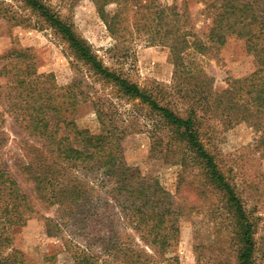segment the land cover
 <instances>
[{"label":"trees","instance_id":"16d2710c","mask_svg":"<svg viewBox=\"0 0 264 264\" xmlns=\"http://www.w3.org/2000/svg\"><path fill=\"white\" fill-rule=\"evenodd\" d=\"M21 1L68 42L94 75L112 84L123 97L149 107L155 121L153 151L173 154L183 172L194 173L205 190L217 194L214 214L222 219L221 229L235 264H259L264 216L256 212L264 205L263 195L250 180L243 181L239 190L232 170H225L205 141L213 140L216 127L212 121L222 117L231 128L241 123L254 126L260 133L254 150L264 153V0H200L205 5L202 31L194 28L186 0L183 11L164 7L145 12L146 22L137 29H147L152 41L158 38L168 46L174 64L173 82L157 94L106 67L88 41L46 0ZM93 2L114 37L127 30L128 19L123 16L127 0ZM112 4L118 6L114 15L107 12ZM2 13L1 5L0 17ZM233 37L245 41L256 69L217 92L196 57L217 53ZM0 60V76L7 79V85L0 88L6 91L0 103L7 106L0 109V264H25L24 255L11 248V232L25 226L35 212L31 197L2 163L1 152L9 143L6 111L39 144L33 148L36 156L27 154L29 162L23 170L38 199L58 207L60 222L49 223L58 231L68 228L84 244L68 264H177L178 259L169 253L179 242L186 210L157 177L126 163L121 143L128 132L119 130L113 114L106 110V100L91 102L98 131L82 128L74 116L92 98L90 91L81 90V81L60 89L53 75L38 73L29 50L14 49ZM98 174L104 178L103 186L112 187L110 199L89 182ZM198 264L210 263L200 256Z\"/></svg>","mask_w":264,"mask_h":264},{"label":"rangeland","instance_id":"374dc122","mask_svg":"<svg viewBox=\"0 0 264 264\" xmlns=\"http://www.w3.org/2000/svg\"><path fill=\"white\" fill-rule=\"evenodd\" d=\"M186 1L194 28L202 31L206 26L202 12L205 5L200 0ZM183 2L184 0H127L123 16L127 17L129 27L118 32V37H114L100 18L93 0H46L64 21L73 25L79 37L88 41L106 67L155 94L173 82V58L168 46L160 44L158 38L152 41L149 31L138 30L137 25L145 24V12L162 10L164 7H177V11L181 7L183 11ZM1 5L0 59L14 49L29 50L38 73L53 75L60 89L81 81V90L90 91L92 98L89 103L81 105L74 116L82 128L98 131L100 125L91 102L98 98L106 100V110L113 114L119 130L128 132L121 143L126 163L145 174L157 177L163 187L184 206L186 212L180 223V239L169 253L178 259L177 264H198L200 256L210 264H235L232 247L221 229L222 219L214 214L218 203L217 194L205 190L200 178L195 177L194 173L183 172L175 164L173 154L165 155L157 148L153 151L154 139L151 132L155 121L149 107L139 100L123 97L112 84L94 75L79 60L68 42L21 0H0ZM117 9V4H112L107 12L114 15ZM196 59L209 78L213 79V87L217 92L225 90L231 81L249 76L256 69L255 58L247 51L245 41L235 37L229 39L217 53ZM2 64L3 60H0V68ZM6 85L7 79L0 76V88ZM5 92V89H0V96L3 97ZM5 108L6 103H0V109ZM219 119L212 121L216 132L213 140H206V144L222 160L225 170H232L231 175L239 183V190L243 189V181H253L258 194H262L264 199V153L254 150L260 133L249 123L231 128L225 124L224 118ZM4 120L9 143L1 152L2 163L35 205V212L27 224L13 228L11 248L24 255L25 264H68L72 261L74 252L84 248V244L71 235L68 228L62 227L58 231L49 223V220H55V224L60 222L58 207L48 206L38 199L30 177L23 170L28 165V155L32 158L36 156L32 152L39 144L27 136L10 112L4 113ZM103 179L98 174L89 182L96 184L97 189L102 191V196L110 199L112 187L110 184L103 186ZM263 206L256 212L262 216ZM253 207L250 203L249 208ZM260 236L263 240L259 242V264H264V226Z\"/></svg>","mask_w":264,"mask_h":264}]
</instances>
